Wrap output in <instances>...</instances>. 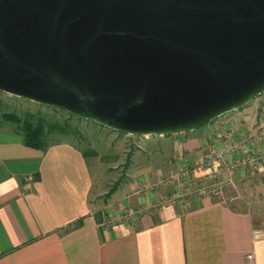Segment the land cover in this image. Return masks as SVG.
<instances>
[{"label":"water","instance_id":"water-1","mask_svg":"<svg viewBox=\"0 0 264 264\" xmlns=\"http://www.w3.org/2000/svg\"><path fill=\"white\" fill-rule=\"evenodd\" d=\"M0 91L142 137L264 93V0H0Z\"/></svg>","mask_w":264,"mask_h":264},{"label":"crops","instance_id":"crops-1","mask_svg":"<svg viewBox=\"0 0 264 264\" xmlns=\"http://www.w3.org/2000/svg\"><path fill=\"white\" fill-rule=\"evenodd\" d=\"M262 96L190 132L139 136L145 147L139 145L125 177L104 198L110 187L95 181L80 146L63 140L41 150L0 127V264H246L250 252L264 264V222L245 201L207 195L169 201L186 177L190 187L200 178L221 181L226 162L264 151L258 136L225 162L199 164L200 151L209 157L230 131L241 138L264 125ZM181 168L182 180H170ZM247 170L258 172L264 188V165L235 172L237 182ZM143 185L153 188L140 191ZM127 212L133 218L103 223L106 215Z\"/></svg>","mask_w":264,"mask_h":264},{"label":"rangeland","instance_id":"rangeland-1","mask_svg":"<svg viewBox=\"0 0 264 264\" xmlns=\"http://www.w3.org/2000/svg\"><path fill=\"white\" fill-rule=\"evenodd\" d=\"M8 112L14 113L21 118L29 115L42 117L47 122L67 123L69 125L67 133H52L49 138L53 142L63 140L73 142L84 150L95 181H102L104 188L110 187L107 193L100 198L109 196L111 188L117 187L119 181L125 177L126 165L139 149V145L145 147L141 142L142 138L139 136L113 131L93 121L77 119L64 110L44 106L0 91V127L14 129L16 128L15 124L5 122L1 118L2 113ZM200 152L202 154L199 158V161L202 162H199L200 166H208L204 163V159L202 160L205 156L202 151ZM220 176L221 181H224L228 173L226 178L224 175ZM245 176L243 180L237 182L244 198V200L240 201H245L244 205L255 215L259 214V220L264 222V188L259 180V174L258 172L247 170ZM184 181L181 184L185 183L183 186L188 185L187 191H195L203 182L212 183L200 178L196 186L191 185L190 187L189 181ZM224 193L225 195H230L232 190L225 186ZM108 216L106 215L105 217Z\"/></svg>","mask_w":264,"mask_h":264},{"label":"built area","instance_id":"built-area-1","mask_svg":"<svg viewBox=\"0 0 264 264\" xmlns=\"http://www.w3.org/2000/svg\"><path fill=\"white\" fill-rule=\"evenodd\" d=\"M258 136L259 137L264 136V125L258 126L255 129L248 131L247 134H245V136L241 138L233 137L232 132L230 131L227 135L228 140L226 144L224 146L215 149L208 158L206 159L202 158V160L204 159V163H206V165H210L215 161L225 162L230 155L236 154L241 150H246L248 148V145H250V143L253 141V139ZM263 165H264V151L255 152L253 150H250L249 152H247L246 155L241 157H236L233 160L226 162L225 169L228 173V176L224 181L212 182L211 184L203 182L200 184L199 187H197L195 191H187L184 188L183 184H181L182 182L177 183L175 190L169 196V201L172 203L184 202L190 196H197V195L213 196V197L228 199L232 201L244 200L240 188L238 186V183L235 177L233 176V174L247 166H251L255 169H259ZM186 174L187 171L185 168L180 169L177 174L172 175L169 179L170 180L176 179L177 181H181L180 179L184 177ZM225 186L232 190V194L225 195L224 193ZM151 188H153L152 185H143L139 190L145 191ZM131 218H133L132 212L121 213L118 215L105 217L103 223L109 225L117 221L131 219ZM259 235L260 233L258 231H254V237H258ZM246 264H255L254 254L252 252L246 255Z\"/></svg>","mask_w":264,"mask_h":264},{"label":"trees","instance_id":"trees-1","mask_svg":"<svg viewBox=\"0 0 264 264\" xmlns=\"http://www.w3.org/2000/svg\"><path fill=\"white\" fill-rule=\"evenodd\" d=\"M62 110V109H61ZM69 114V113H68ZM71 116H74L70 114ZM76 117V116H75ZM1 118L5 122L13 123L16 125L14 128L23 138L25 145L37 148L46 149L51 144L55 143L50 140L49 136L52 133H67L69 125L67 123L60 124L55 122H47L42 117L25 116L21 118L14 113H2ZM77 119H81L76 117ZM117 187L111 188V194Z\"/></svg>","mask_w":264,"mask_h":264}]
</instances>
